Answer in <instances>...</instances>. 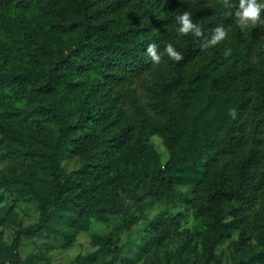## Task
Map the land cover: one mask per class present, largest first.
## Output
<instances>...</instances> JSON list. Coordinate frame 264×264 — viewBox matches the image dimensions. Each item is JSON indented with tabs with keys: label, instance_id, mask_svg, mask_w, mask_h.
Returning <instances> with one entry per match:
<instances>
[{
	"label": "trees",
	"instance_id": "obj_1",
	"mask_svg": "<svg viewBox=\"0 0 264 264\" xmlns=\"http://www.w3.org/2000/svg\"><path fill=\"white\" fill-rule=\"evenodd\" d=\"M229 2L230 7L222 0H0V12L39 10L35 37L57 39L55 49L45 42L50 51L44 58L37 45L32 48L36 68L28 74L0 70V89L12 84L25 89L34 78L43 94L64 90L83 101L77 114L65 111L59 118L61 133L46 156L48 176L42 186L28 189L38 202L39 220L18 230L8 264L19 259L21 235L62 231L51 223L61 210L120 211L121 204H90L86 195L99 190L93 179L109 167L107 158L144 154L151 133L165 136L169 156L139 166L138 173L149 179L144 191L162 196L177 183L194 184V212L207 226L204 249L212 254L238 233L236 245L255 240L256 248L232 264H264V25L242 31L234 17L239 0ZM183 11L192 13L205 37L223 25L227 38L202 51V38L177 34L176 17ZM153 42L160 52L172 43L184 59L175 62L164 54L161 64L152 63L146 48ZM0 49H14L4 29ZM53 50L55 61L43 71ZM147 74L143 100L136 84ZM233 108L235 119L228 115ZM65 152L78 156V167L61 164ZM179 221L168 214L164 233ZM118 261L126 258L115 241L112 257L99 264Z\"/></svg>",
	"mask_w": 264,
	"mask_h": 264
},
{
	"label": "rangeland",
	"instance_id": "obj_2",
	"mask_svg": "<svg viewBox=\"0 0 264 264\" xmlns=\"http://www.w3.org/2000/svg\"><path fill=\"white\" fill-rule=\"evenodd\" d=\"M38 14L39 10L29 9L0 12V29L14 44L11 52L0 49V70L5 74H28L36 68L32 58L36 45L43 58L49 50L47 40L53 49L57 48L56 38L42 41L35 37ZM131 16L136 15L132 12ZM55 54L51 51L50 60H44L43 71L55 61ZM150 78L147 74L136 84L143 100ZM82 104L81 97L64 90L51 96L43 94L34 78L25 89L17 84L0 89V264L9 263L18 230L39 220L38 202L28 189L42 186L48 176L46 156L61 133L60 116L65 111L77 114ZM8 122L12 129L6 128ZM145 142L144 154L116 153L107 158L109 167L93 179L99 183V190L86 195L90 204H121L120 211L106 215L79 214L74 209L57 212L51 223L62 231L21 235L16 264H99L112 257L115 241L126 258L116 264H232L248 256L256 248L255 240L240 247L235 243L238 233L218 245L212 254L204 249L207 226L194 212V184L177 183L162 196L144 191L149 179L138 173L139 166H149L155 156L163 162L169 156L161 133H151ZM61 164L74 169L80 163L78 156L65 152ZM168 214L180 221L164 233L161 226Z\"/></svg>",
	"mask_w": 264,
	"mask_h": 264
},
{
	"label": "clouds",
	"instance_id": "obj_3",
	"mask_svg": "<svg viewBox=\"0 0 264 264\" xmlns=\"http://www.w3.org/2000/svg\"><path fill=\"white\" fill-rule=\"evenodd\" d=\"M222 2L226 7L231 6L229 0H222ZM262 13H264V2H260V0H239V7L234 13L235 23L242 31L249 28V26L255 27L257 25H264ZM176 21L179 25L176 30L178 36L183 37L192 34L196 38H202L200 44L202 51L216 47L228 36V31L225 27L223 25H217L212 29L211 36L205 37L204 31L200 25L193 22L192 13L190 11H183L182 14L176 17ZM164 54L175 62H180L184 59V56L177 51L172 43H167L163 52L158 50V45L154 42L150 43L146 48V56L154 64H161ZM223 55L225 57L231 55V49L226 48ZM228 115L235 119L237 117L236 109H230Z\"/></svg>",
	"mask_w": 264,
	"mask_h": 264
}]
</instances>
